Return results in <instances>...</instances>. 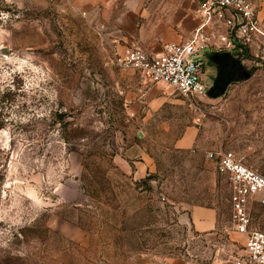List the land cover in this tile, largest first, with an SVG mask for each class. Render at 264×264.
Instances as JSON below:
<instances>
[{
    "label": "rangeland",
    "instance_id": "obj_1",
    "mask_svg": "<svg viewBox=\"0 0 264 264\" xmlns=\"http://www.w3.org/2000/svg\"><path fill=\"white\" fill-rule=\"evenodd\" d=\"M201 2L0 0V264H232L243 254L229 185L206 154L232 150L264 174V0H253L250 44L205 51V90L190 99L114 55L188 39ZM209 27L216 39L225 29ZM195 206L216 209L213 231L195 230ZM249 214L264 231V205Z\"/></svg>",
    "mask_w": 264,
    "mask_h": 264
},
{
    "label": "built area",
    "instance_id": "obj_2",
    "mask_svg": "<svg viewBox=\"0 0 264 264\" xmlns=\"http://www.w3.org/2000/svg\"><path fill=\"white\" fill-rule=\"evenodd\" d=\"M199 13L202 22L187 41L165 42L156 52L127 46L115 51L116 63L171 87L187 99L203 93L205 51L250 44L260 33V17L252 0H202ZM217 21L225 27L217 34L219 39L206 31ZM206 157L229 185L235 230L247 236L243 254L234 256L232 264H264V231L251 228L249 214L251 202L264 205V174L222 147L207 151Z\"/></svg>",
    "mask_w": 264,
    "mask_h": 264
},
{
    "label": "crops",
    "instance_id": "obj_3",
    "mask_svg": "<svg viewBox=\"0 0 264 264\" xmlns=\"http://www.w3.org/2000/svg\"><path fill=\"white\" fill-rule=\"evenodd\" d=\"M198 20L200 22V19H198ZM199 22L195 24L193 33H194L195 29L199 26V24H200ZM211 30L213 31V28L209 27L208 31L212 32ZM188 39H185L183 41H181V40L176 41L175 40L172 42L180 43V42H185ZM161 45L162 44H160V46L157 50L145 49V48H143V49H145L147 51H151V52H156V51L160 50ZM191 139H192V137L189 138V140L187 141V139L183 137L179 143L180 146H185V144L190 142ZM134 163H136V170L134 171V174H136V176H140V177L144 174L145 171L148 170V167L150 166V163L148 162V160H146L145 162L139 161V162H134ZM190 215H191V220H192L193 226H194L196 231L202 232V233H207V232L213 231L216 228L217 212H216L215 208L208 207V206H195L194 208H192Z\"/></svg>",
    "mask_w": 264,
    "mask_h": 264
},
{
    "label": "water",
    "instance_id": "obj_4",
    "mask_svg": "<svg viewBox=\"0 0 264 264\" xmlns=\"http://www.w3.org/2000/svg\"><path fill=\"white\" fill-rule=\"evenodd\" d=\"M0 53L3 55H7L8 48L7 47H0ZM219 76H220V67H216V74L213 75L212 84H213L215 78H218ZM245 76H248V73H245ZM139 135L142 136L143 133L140 132Z\"/></svg>",
    "mask_w": 264,
    "mask_h": 264
},
{
    "label": "trees",
    "instance_id": "obj_5",
    "mask_svg": "<svg viewBox=\"0 0 264 264\" xmlns=\"http://www.w3.org/2000/svg\"><path fill=\"white\" fill-rule=\"evenodd\" d=\"M227 64H228V63H221V65H220V66H221V69H222L223 66H224V69H227V68H226V67H227ZM220 74H221V73H220Z\"/></svg>",
    "mask_w": 264,
    "mask_h": 264
},
{
    "label": "flooded vegetation",
    "instance_id": "obj_6",
    "mask_svg": "<svg viewBox=\"0 0 264 264\" xmlns=\"http://www.w3.org/2000/svg\"><path fill=\"white\" fill-rule=\"evenodd\" d=\"M218 67H220V66H218ZM220 70H221V69H220ZM220 76H221V74H220ZM220 76H219L218 78H215V80H214L213 84L216 82V80H217V79H219V78H220Z\"/></svg>",
    "mask_w": 264,
    "mask_h": 264
}]
</instances>
